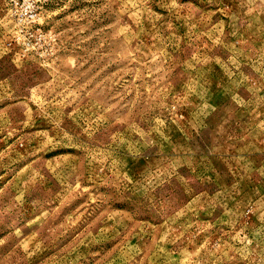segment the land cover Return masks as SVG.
Wrapping results in <instances>:
<instances>
[{"label": "rangeland", "instance_id": "obj_1", "mask_svg": "<svg viewBox=\"0 0 264 264\" xmlns=\"http://www.w3.org/2000/svg\"><path fill=\"white\" fill-rule=\"evenodd\" d=\"M0 264H264V0H0Z\"/></svg>", "mask_w": 264, "mask_h": 264}]
</instances>
